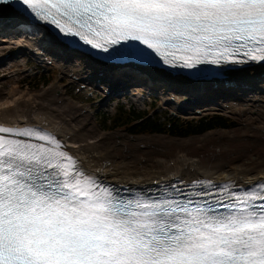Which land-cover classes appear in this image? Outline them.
I'll use <instances>...</instances> for the list:
<instances>
[{"label": "snow or ice", "instance_id": "6c2138e0", "mask_svg": "<svg viewBox=\"0 0 264 264\" xmlns=\"http://www.w3.org/2000/svg\"><path fill=\"white\" fill-rule=\"evenodd\" d=\"M10 2L105 53L132 40L179 67L264 61V0H0ZM22 137L55 143L0 126V264H264V184L123 201L58 144Z\"/></svg>", "mask_w": 264, "mask_h": 264}, {"label": "rangeland", "instance_id": "374dc122", "mask_svg": "<svg viewBox=\"0 0 264 264\" xmlns=\"http://www.w3.org/2000/svg\"><path fill=\"white\" fill-rule=\"evenodd\" d=\"M0 37L4 39L8 36L0 34ZM17 44H12L14 57L5 60L6 64L16 60L6 71L7 76L14 80L7 85L0 80V101L10 96L12 87H17L19 91L30 90L29 93L39 102H50L65 115L71 114L75 126L86 133L83 138L100 144L102 154L107 155L105 159L120 160L141 170H159L166 165L174 166L178 156L185 153L207 168L218 167L229 173L238 170L246 173L264 171V93L260 92L257 96V93L243 90V97L223 102L212 94L208 99L215 104L199 108L191 105L188 108L192 109L178 111L164 101L163 92L178 94L162 84L155 89L134 81L133 84L140 85H133L127 90L117 84L108 88L110 83L104 75H99L98 71L78 58L68 57L72 61H62L55 56L59 52H43L37 43L28 46V50ZM31 52L35 54L32 56ZM2 66L4 64H0ZM11 70L20 71L19 75L14 77ZM258 87L264 88V81L259 82ZM150 88L155 91L152 92ZM137 89L144 92L137 93ZM194 99L202 98L200 95L185 96L182 102L190 104V100ZM120 105L145 111L149 118L160 121L168 114L193 115L196 118L207 113H219L230 116L235 124L231 128L209 130L187 137L168 133L128 135L122 129L112 128L110 122L103 125V116L108 119L121 118L117 115Z\"/></svg>", "mask_w": 264, "mask_h": 264}, {"label": "bare ground", "instance_id": "6f19581e", "mask_svg": "<svg viewBox=\"0 0 264 264\" xmlns=\"http://www.w3.org/2000/svg\"><path fill=\"white\" fill-rule=\"evenodd\" d=\"M18 25L30 27V22L25 15L18 13L13 8L0 5V34L8 36L4 39L0 37V64H4L0 67V80L5 85L14 80L7 76L6 71L14 65L16 60L7 62L8 64L5 63L7 58L12 59L14 57V54L11 53L14 47L12 44L18 43L19 47L24 46L26 47L24 50H28V46L37 43L42 50L59 52L55 56L62 61L64 59L72 61L68 57H75L81 62L89 63L93 69L98 71L99 75H104L109 82V79L112 78L122 79L123 85L127 83L126 88L131 87L128 85L134 77L148 80L150 85L159 82L178 94L176 96L169 92H163L164 101L172 104V108L178 111L192 109L188 108L191 105L201 107L215 104L208 99V96L212 94H216L217 100L223 102L226 99L243 97L246 91L257 93V96L260 92L264 93V88L258 87V83L264 81V62L247 61L246 63L227 64L218 66L213 74L205 78H189L157 66L128 64L121 66L109 64L102 60L97 62V59L89 57V55L73 54L75 51L71 46L63 43L55 34L46 29H36L38 34L31 33L33 34L32 37L18 34L25 27H21L16 33L14 30L11 31L14 28L17 29L16 26ZM6 50L8 53L4 58ZM34 54L32 53V56ZM20 68L19 70H21ZM19 72L11 70L14 77L18 76ZM115 82L116 80L111 83L115 84ZM152 90L155 91V89ZM243 90L245 92H241ZM29 91L27 89L19 91L17 87H12L10 96L6 100L0 101V126L18 130H36L40 134L49 136L55 142L54 144L49 145L47 141H38L34 137H22L20 139L42 143L50 147H55L58 144V150L71 157L79 170L89 178H100L101 180L124 184L125 186H120V188L135 195H140L144 189H151V185L179 181L213 185L226 184L237 187H251L264 183V171L246 173L243 170H238L229 173L218 167L207 168L201 165L198 159H192L185 153L178 156L174 166L166 165L159 170H141L120 160H107L105 159L107 155L102 154L103 150L100 148V144L95 140L88 141L83 138L86 133L81 127L75 126L76 123L71 114L65 115L63 111L53 107L50 102H39ZM140 92H144V90L139 91L137 89V93ZM197 95L202 98L201 102L195 99V101L190 100L192 101L190 104L182 102V98L185 96L194 97Z\"/></svg>", "mask_w": 264, "mask_h": 264}, {"label": "trees", "instance_id": "16d2710c", "mask_svg": "<svg viewBox=\"0 0 264 264\" xmlns=\"http://www.w3.org/2000/svg\"><path fill=\"white\" fill-rule=\"evenodd\" d=\"M120 119H112L111 127L123 130L129 135L168 133L176 137H187L205 133L214 129L231 128L234 121L220 114L209 113L196 118L167 116L163 121L145 117L144 112L121 109ZM108 119H103L104 123Z\"/></svg>", "mask_w": 264, "mask_h": 264}]
</instances>
